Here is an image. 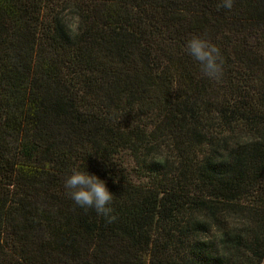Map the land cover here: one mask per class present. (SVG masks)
<instances>
[{
    "label": "trees",
    "instance_id": "trees-1",
    "mask_svg": "<svg viewBox=\"0 0 264 264\" xmlns=\"http://www.w3.org/2000/svg\"><path fill=\"white\" fill-rule=\"evenodd\" d=\"M221 3L0 0V264L263 263L264 0Z\"/></svg>",
    "mask_w": 264,
    "mask_h": 264
},
{
    "label": "clouds",
    "instance_id": "clouds-1",
    "mask_svg": "<svg viewBox=\"0 0 264 264\" xmlns=\"http://www.w3.org/2000/svg\"><path fill=\"white\" fill-rule=\"evenodd\" d=\"M231 9L233 0H222L220 5ZM185 50L199 65L201 73L210 80H219L223 73V59L220 49L209 40L193 36L186 43ZM69 197L85 210L94 209L108 222L115 220L112 203L115 194L111 192L104 180L87 170L74 168L64 182Z\"/></svg>",
    "mask_w": 264,
    "mask_h": 264
},
{
    "label": "rangeland",
    "instance_id": "rangeland-1",
    "mask_svg": "<svg viewBox=\"0 0 264 264\" xmlns=\"http://www.w3.org/2000/svg\"><path fill=\"white\" fill-rule=\"evenodd\" d=\"M262 264H264V261H263V263Z\"/></svg>",
    "mask_w": 264,
    "mask_h": 264
}]
</instances>
